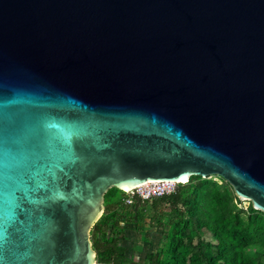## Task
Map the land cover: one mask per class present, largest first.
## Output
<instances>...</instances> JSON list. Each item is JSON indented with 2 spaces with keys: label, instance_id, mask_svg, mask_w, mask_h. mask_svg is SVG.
Wrapping results in <instances>:
<instances>
[{
  "label": "water",
  "instance_id": "95a60500",
  "mask_svg": "<svg viewBox=\"0 0 264 264\" xmlns=\"http://www.w3.org/2000/svg\"><path fill=\"white\" fill-rule=\"evenodd\" d=\"M215 174L264 212V0H0V264H95L110 187Z\"/></svg>",
  "mask_w": 264,
  "mask_h": 264
},
{
  "label": "trees",
  "instance_id": "16d2710c",
  "mask_svg": "<svg viewBox=\"0 0 264 264\" xmlns=\"http://www.w3.org/2000/svg\"><path fill=\"white\" fill-rule=\"evenodd\" d=\"M116 190L110 187L104 193V212L90 230L100 264L125 260L126 248L120 245L122 234L117 232L122 215L117 206L122 201H111ZM234 199L239 202L227 181L218 184L198 175L178 183L169 194L151 198L154 215L168 213V241L163 250L145 253L141 264H264V212L250 202L245 209L238 207ZM205 233L214 240L205 243Z\"/></svg>",
  "mask_w": 264,
  "mask_h": 264
},
{
  "label": "rangeland",
  "instance_id": "374dc122",
  "mask_svg": "<svg viewBox=\"0 0 264 264\" xmlns=\"http://www.w3.org/2000/svg\"><path fill=\"white\" fill-rule=\"evenodd\" d=\"M205 179H211L218 184L224 180L217 174L207 176ZM140 189V187L128 190L117 189L111 200L115 202L121 198L122 201L117 206V209H119L118 212L122 214L118 219L117 226V232L122 234V239L119 243L126 248L125 260L122 264H141L144 260L145 253L163 250L168 241L167 231L170 225L168 222V213L164 211L163 216L159 214L154 215L150 205L151 198L147 199L148 202H138L137 197L145 199L140 196ZM234 202L238 207L244 209L249 203L248 200L242 198H239V202L234 199ZM121 207L122 210L120 211ZM157 219H159V222H157ZM202 239L205 243L214 240L211 233L203 234ZM251 250H256V248L254 247ZM95 264H100L96 257ZM101 264L111 263L104 262Z\"/></svg>",
  "mask_w": 264,
  "mask_h": 264
},
{
  "label": "built area",
  "instance_id": "2783aa9c",
  "mask_svg": "<svg viewBox=\"0 0 264 264\" xmlns=\"http://www.w3.org/2000/svg\"><path fill=\"white\" fill-rule=\"evenodd\" d=\"M177 185V181L153 180L152 182L146 183L144 186H139L141 188L139 194L145 199L159 197L173 192Z\"/></svg>",
  "mask_w": 264,
  "mask_h": 264
},
{
  "label": "bare ground",
  "instance_id": "6f19581e",
  "mask_svg": "<svg viewBox=\"0 0 264 264\" xmlns=\"http://www.w3.org/2000/svg\"><path fill=\"white\" fill-rule=\"evenodd\" d=\"M153 180H149V181H147V182H145V183H143V184H140V185H136L135 187H139V186H143V185H145L146 183H149V182H152ZM186 180L185 179H182V180H177V182H185ZM134 187V188H135ZM128 189H131V188H125V190H128ZM124 190V189H123Z\"/></svg>",
  "mask_w": 264,
  "mask_h": 264
}]
</instances>
